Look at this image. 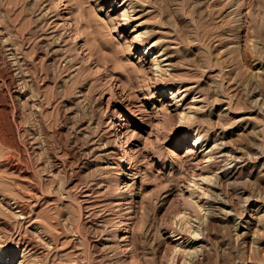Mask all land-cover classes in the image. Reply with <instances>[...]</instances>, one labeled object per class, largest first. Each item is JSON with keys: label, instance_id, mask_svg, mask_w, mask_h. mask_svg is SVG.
I'll list each match as a JSON object with an SVG mask.
<instances>
[{"label": "rangeland", "instance_id": "374dc122", "mask_svg": "<svg viewBox=\"0 0 264 264\" xmlns=\"http://www.w3.org/2000/svg\"><path fill=\"white\" fill-rule=\"evenodd\" d=\"M0 264H264V0H0Z\"/></svg>", "mask_w": 264, "mask_h": 264}, {"label": "bare ground", "instance_id": "6f19581e", "mask_svg": "<svg viewBox=\"0 0 264 264\" xmlns=\"http://www.w3.org/2000/svg\"><path fill=\"white\" fill-rule=\"evenodd\" d=\"M113 2H114V0H113ZM130 5H131V7H130ZM133 1H130V3L127 5V7L124 9V8H122L121 7V9H122V11H123V17H130V10H128L127 8L128 7H130V8H133ZM142 36V34H137V39L138 38H140ZM156 36H158V33L157 32H155L154 30H151V32H150V34H149V39H154ZM149 44H148V46H146L144 49H143V52L145 53V55H151V57L153 58L152 60L154 61V63H155V66L157 67V68H162V66H165V67H167V68H172V70H176V66H175V63H174V59L172 58V56L171 55H169L168 54V52H167V48L166 47H164L163 45H162V43H161V41H151V42H148ZM145 44V43H144ZM145 55H143V56H145ZM204 56H206V55H204ZM140 71H143V66L141 65V67H140ZM176 74V73H175ZM174 74V75H175ZM173 75V76H174ZM183 76L184 75H181V74H179V75H177L176 74V77H178L180 80L183 78ZM186 76V75H185ZM184 76V77H185ZM177 78V79H178ZM167 83V82H166ZM174 85V84H173ZM173 85H171V86H173ZM176 90H177V92H179L180 90H181V88H179V87H177V89H175V90H172V89H170L169 91L168 90H166L167 92H170V94L171 95H174V93L176 92ZM22 93V92H21ZM180 93V92H179ZM122 120H123V118H122V116H121V114H119V118L117 119V126L116 127H114L113 129H117L118 131H120V128L123 126V124H122ZM200 135V134H199ZM126 143V140H125V138H121V145L122 144H125ZM200 143H202V141H200V137H196L195 139H194V145H198V144H200ZM129 166H133V163H132V161L129 163ZM212 197V196H211ZM213 198V197H212ZM211 198V199H212ZM215 199V198H214ZM213 200V199H212ZM212 200H208V201H212ZM207 201V202H208ZM207 202H205V203H203L202 205H200L199 207L202 209V211L203 210H205V204L207 203ZM210 205V204H209ZM211 205H212V203H211ZM198 207V208H199ZM212 207H214L213 205H212ZM143 209H144V211H145V213L147 214V213H150V207H149V205H145L144 207H143ZM209 209H211L210 208V206H209ZM209 209H207L206 208V210H209ZM214 209H216V208H214ZM206 213H205V218H209V217H215V215L213 214V210H210L209 212L208 211H205ZM215 213V212H214ZM184 215H185V213H184ZM192 227V226H191ZM151 228H152V226L151 225H149L148 226V228H146V230H145V232H147V233H150L151 231ZM195 230L193 231V235L195 234V235H198V232H199V230L198 229H196V228H194ZM175 232V231H174ZM174 237H176V239H177V241H179V243H178V245L176 246L177 248H176V250L174 251L175 253H181V254H183L182 256H184V258H185V260L184 261H186V260H188V258L191 256V254H192V250H190V249H187V247H185V246H183L182 245V243H180V241L181 240H184V241H186L187 240V238H185L184 239V236H181L180 235V233H178V234H176V235H173ZM183 241V242H184Z\"/></svg>", "mask_w": 264, "mask_h": 264}]
</instances>
